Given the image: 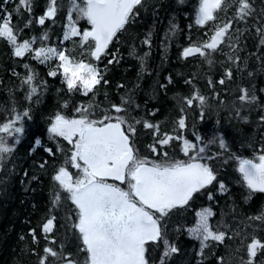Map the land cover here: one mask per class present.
I'll list each match as a JSON object with an SVG mask.
<instances>
[{
  "label": "trees",
  "instance_id": "obj_1",
  "mask_svg": "<svg viewBox=\"0 0 264 264\" xmlns=\"http://www.w3.org/2000/svg\"><path fill=\"white\" fill-rule=\"evenodd\" d=\"M249 2L252 12L243 20L237 17L238 0H225L222 10L215 13L217 19L200 26L195 22L199 0H143L134 10L138 15L117 33L108 54L99 61L89 55L87 47H80L79 37L64 38L70 0H57L55 17L45 19L43 25L38 20L45 15L50 0H30V11L19 5V0L0 2V15L12 13L17 43L35 38L33 49L64 50L94 64L103 76L87 95L82 90L70 92L58 59L42 63L33 58L32 52L17 57L13 46L0 38V124L25 110L30 114V119L23 121L25 131L19 134L14 151L0 160V264H39L46 247L71 253L70 258L80 264L86 259V253L80 251L78 232L72 228L74 206L67 199L53 203V194L58 191L53 176L59 167L67 166L71 145L47 132L57 112L72 118L78 115L75 109L81 105H91L93 119L102 118L106 112L124 116L136 128L132 139L142 158L163 160L166 152L170 160H187L181 151L183 139L205 148L202 162L212 168L216 180L194 194L188 205L174 209L161 221L164 237L178 249L164 258V264H246V245L251 239L264 243V220L250 219L264 214V193H250L237 171V161L230 158L233 154L253 158L264 149V44L257 32L258 28L264 30V0ZM72 17L82 31L90 28L87 20L78 18L75 12ZM228 21L231 28L218 50H206L207 58L182 55L185 48L208 40L216 25ZM45 34L47 39H42ZM113 54L116 60L109 63ZM227 69L232 71L231 79L225 76ZM52 71L57 75L50 76ZM30 73L34 74L31 86L23 83ZM221 79L223 84L219 83ZM32 86L36 93H31ZM241 89H247L256 101L239 100ZM196 91L206 98L205 105L196 100L187 106L184 98ZM114 104L125 111L115 113ZM181 116L186 121L185 129L178 128ZM144 121L158 124L160 134L145 128ZM165 132L183 139L157 145L160 154L156 155L149 145ZM0 135L12 144L13 138ZM220 137L225 139L227 151L220 149ZM37 138L41 140L39 146L35 144ZM214 139L215 143L210 142ZM220 183L225 185L224 191ZM205 208L213 213L209 218L212 229L226 236L223 242L206 241L208 246L202 250L201 241L189 229L195 226L196 213ZM52 217L54 228L44 233L42 225ZM147 248L149 264H161L163 241L150 242ZM53 259L49 257V261ZM254 264H264V251H258Z\"/></svg>",
  "mask_w": 264,
  "mask_h": 264
},
{
  "label": "snow or ice",
  "instance_id": "obj_2",
  "mask_svg": "<svg viewBox=\"0 0 264 264\" xmlns=\"http://www.w3.org/2000/svg\"><path fill=\"white\" fill-rule=\"evenodd\" d=\"M0 2L7 3L8 0H0ZM70 2L68 30L64 38L79 37L80 47H87L89 55L99 61L103 55L108 54L109 45L117 33L138 15L134 10L142 5L143 0H82V3L78 0H70ZM224 2L225 0H199L196 24L204 26L215 21L217 19L215 13L222 10ZM56 4L57 0H50L45 15L38 20L39 24L43 25L45 19L55 17ZM19 5L31 10L30 0H19ZM73 12L78 18L86 19L90 28L83 31L79 29L76 26L77 21L73 20ZM251 12L249 0H238L239 19L243 20ZM28 23L30 24L31 21ZM230 28L231 21L216 25L208 40L185 48L182 55L187 58L198 53L207 58L209 51L206 50L211 52L218 50L225 42ZM257 32L261 35V44H264V30L258 28ZM0 38H5L13 46L14 55L17 57L32 52L33 58L41 60L42 63L52 58L58 59L60 61L58 68L63 71V82L70 92L82 90V94L87 95L103 80V76L94 64L86 63L82 59L78 60L66 54L64 50L54 47L33 49L35 38L17 43V29L12 24L10 12L0 15ZM42 39H47V35L45 34ZM236 59L239 60V57ZM115 60L113 54L109 63ZM208 62L211 64V60ZM25 67L27 68L28 65ZM49 75L56 76L57 72L52 71ZM232 75L231 69H227L225 76L231 79ZM33 80L34 74L30 73L23 83L31 86ZM224 82V79L219 81L221 84ZM104 83L107 84L108 81L104 80ZM209 83H212L211 80ZM36 91V87L32 86L31 93ZM241 93L238 97L241 101L255 102L257 99L254 95L249 96L247 89H241ZM184 99L189 107L196 100L201 106L206 103V98L198 91ZM90 108L91 105L77 107L75 112L78 115L72 118L57 112L50 120L47 132L54 137L63 138L71 145L65 161L67 166L59 167L53 176L58 186V191L53 194V203L58 204L62 199H67L76 210L72 228L78 232L77 238L82 245L80 251L86 253L83 264H149L146 257L147 245L158 241H163L165 246L161 258V264H164V258L178 252V249L164 237L161 221L174 209L188 205L194 194L216 180L212 168L202 162L205 157L201 154L205 152V148H197V145L188 139L165 132L162 138L156 139L154 144L149 145L151 152L159 155L157 145L165 146L174 139H183L181 151L187 160H170L166 152L163 153L165 157L163 160L142 158L132 139L136 134L133 124L128 123L122 115L113 116L107 112L102 118L93 119ZM112 110L117 114L125 111L122 106L115 104L112 105ZM200 115L203 119V111ZM25 118L30 119L28 110L0 124V134L13 138L12 144H9L5 135H0V160L4 159L5 154L13 152L14 145L19 143L18 136L25 131L23 126ZM261 120L264 121V117H261ZM177 124L179 129H185V118L181 116ZM143 126L154 129V135L160 134L158 124L144 121ZM196 139L200 140L201 137L196 136ZM210 142L215 143L216 140ZM35 144L39 146L41 140L37 138ZM219 147L224 151L228 150V145L222 137L219 138ZM46 151L53 154L51 149ZM193 152L195 154H192ZM230 158L237 161V171L250 193H264V149L253 158L235 154ZM70 169H75V172ZM108 179L127 184V190L116 183H108ZM220 190H225L223 183H220ZM212 215V211L207 208L197 212L195 226L189 229L190 234L201 241L202 250L208 246L206 241L223 242L226 236L225 232L212 229L209 224ZM250 219L264 220V214ZM54 220L55 217L47 219L42 225L44 233L52 232ZM33 238L35 239V230H33ZM52 243L55 241L53 240ZM258 251H264V243L253 237L246 245L248 256L246 264H254ZM44 253L46 255L40 259L39 264H55L56 261H60L61 264H80V261L70 258L71 253L63 254L52 247H46ZM49 257L54 259L49 261Z\"/></svg>",
  "mask_w": 264,
  "mask_h": 264
},
{
  "label": "rangeland",
  "instance_id": "obj_3",
  "mask_svg": "<svg viewBox=\"0 0 264 264\" xmlns=\"http://www.w3.org/2000/svg\"><path fill=\"white\" fill-rule=\"evenodd\" d=\"M107 182H108V183H116V184H118L121 188H124L125 190H127V184H120V182H118V181H113V180H111V179H108ZM196 220H197V218H196Z\"/></svg>",
  "mask_w": 264,
  "mask_h": 264
},
{
  "label": "water",
  "instance_id": "obj_4",
  "mask_svg": "<svg viewBox=\"0 0 264 264\" xmlns=\"http://www.w3.org/2000/svg\"><path fill=\"white\" fill-rule=\"evenodd\" d=\"M199 54L197 53V54H194V55H192V56H189V57H187V58H193V57H196V56H198Z\"/></svg>",
  "mask_w": 264,
  "mask_h": 264
}]
</instances>
